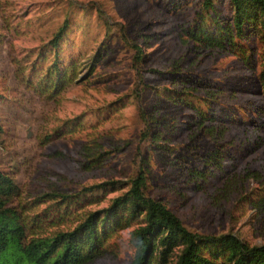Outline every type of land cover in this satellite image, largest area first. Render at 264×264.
I'll use <instances>...</instances> for the list:
<instances>
[{
    "label": "rangeland",
    "instance_id": "374dc122",
    "mask_svg": "<svg viewBox=\"0 0 264 264\" xmlns=\"http://www.w3.org/2000/svg\"><path fill=\"white\" fill-rule=\"evenodd\" d=\"M189 5L171 8L167 0H0V167L19 186L16 205L35 213L52 203L37 200L46 193L74 195L84 186L127 181L147 156V192L164 200L189 229L233 233L250 245L264 244V203L251 200L264 183L260 64L257 60L251 68L235 52L197 47L183 33L195 1ZM65 18L71 19L66 42L72 48L65 46L62 54L68 59L69 53L82 51L81 73L65 89L43 92L38 77L55 57L44 46ZM103 41L102 60L90 75L91 58ZM134 44L143 49V62L136 63ZM42 57H48L45 63ZM177 63L205 75L221 91V101L241 113L226 128L224 139L232 143L224 161L227 169L211 176L201 190L182 174L175 162L178 152L151 150L141 138L148 122L182 123L188 112L161 92L175 87L162 72ZM33 67L39 76L29 82ZM246 111L254 124L243 123L249 119ZM147 113L151 115L145 120ZM176 133L172 143H187L188 132ZM197 140L206 146L204 138ZM120 193L111 192L87 209L106 207ZM131 230H122L111 240V250L86 264H129L135 251Z\"/></svg>",
    "mask_w": 264,
    "mask_h": 264
},
{
    "label": "trees",
    "instance_id": "16d2710c",
    "mask_svg": "<svg viewBox=\"0 0 264 264\" xmlns=\"http://www.w3.org/2000/svg\"><path fill=\"white\" fill-rule=\"evenodd\" d=\"M194 1V15L185 24L184 35L197 47H219L235 52L251 68L256 67L258 60L260 91L264 97V0ZM167 2L171 8L190 6L189 0ZM70 25L71 19L65 18L44 46L48 47L47 55L54 52L55 57L38 77L43 92L63 90L81 73L82 51L77 56L69 53L68 59L62 54L65 46L72 48L66 42ZM106 43L103 41L91 58L90 75L102 60ZM133 46L136 63L143 62V49ZM259 46L263 49L256 57ZM47 58H40V62L45 63ZM36 71L33 67L29 82L39 76ZM162 75L175 84V87L162 88L161 92L167 95L165 98L188 112L182 123L172 119L159 125L148 122L141 138L149 141L151 150L178 152L175 162L180 165L182 174L190 181V186L201 190L210 184L211 176H219L227 169L224 161L231 155L232 143L224 136L229 123L235 122L241 113L236 105L221 101V91L215 89V84L209 83L205 75L193 72L182 63L173 65ZM150 115H144L145 120ZM251 116L243 123L254 124L256 119ZM66 125L72 133L73 125L70 122ZM176 130L188 132L187 143H172L171 136L178 134ZM2 133L0 124V136ZM202 138L206 146L197 140ZM143 159L137 175L127 181L110 180L84 186L74 195L46 193L37 200H52V203L35 213L15 204L19 186L16 179L0 167V264H86L111 250V240L127 228H132L130 242L135 249L129 264H264V244L250 245L233 233L215 235L189 229L164 200L147 192L148 157ZM117 191L121 193L110 198L108 206L87 209ZM257 191V197L251 200L260 206L264 203V183ZM67 222L70 224L66 225Z\"/></svg>",
    "mask_w": 264,
    "mask_h": 264
}]
</instances>
